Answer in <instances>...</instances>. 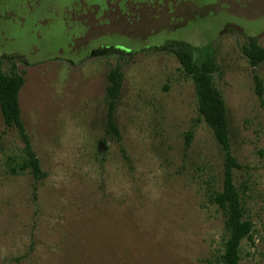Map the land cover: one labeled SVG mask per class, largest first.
Wrapping results in <instances>:
<instances>
[{
    "label": "rangeland",
    "instance_id": "obj_1",
    "mask_svg": "<svg viewBox=\"0 0 264 264\" xmlns=\"http://www.w3.org/2000/svg\"><path fill=\"white\" fill-rule=\"evenodd\" d=\"M255 36L264 47V0H0V58L24 71L21 119L43 172L19 169L24 143L0 111V264H220L223 216L209 195L223 152L177 42L220 67L253 225L240 263L264 264V61L241 52ZM116 65L117 132L105 102Z\"/></svg>",
    "mask_w": 264,
    "mask_h": 264
},
{
    "label": "trees",
    "instance_id": "obj_2",
    "mask_svg": "<svg viewBox=\"0 0 264 264\" xmlns=\"http://www.w3.org/2000/svg\"><path fill=\"white\" fill-rule=\"evenodd\" d=\"M172 53L180 63L185 74L194 84L196 94V110L199 118L212 130L213 136L223 152V179L219 190L209 195V202L217 207L223 216L222 249L218 255L220 264H241V242L251 238L252 222L245 216L242 191L235 185L233 171L241 165L233 156L229 143L227 111L223 96L215 84L214 73L220 72V67L213 58H198L194 56L192 47L184 42L172 45ZM241 52L249 65L255 67L264 61V47L258 43L257 37H250L241 45ZM17 57L9 55L0 58V111L4 125L14 127L24 143V159L19 163V169H29L35 177H43L37 156L34 154L30 139L21 119L19 91L24 84V71L16 67ZM255 90L261 95L260 78L253 75ZM105 87V102L107 106L108 128L117 132L114 123V106L119 98L122 84V72L118 65L107 73ZM192 137L191 131L186 134V141Z\"/></svg>",
    "mask_w": 264,
    "mask_h": 264
}]
</instances>
